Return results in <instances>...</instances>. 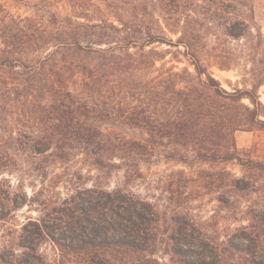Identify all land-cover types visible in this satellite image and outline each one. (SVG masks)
Segmentation results:
<instances>
[{"label": "trees", "instance_id": "16d2710c", "mask_svg": "<svg viewBox=\"0 0 264 264\" xmlns=\"http://www.w3.org/2000/svg\"><path fill=\"white\" fill-rule=\"evenodd\" d=\"M132 1L128 10L104 0H0V171L17 165L21 154L66 168L82 157L97 173L94 185H74L63 202L70 231L54 240L67 236L71 241L64 245L83 251L89 264L108 261L104 248L141 252L164 240L185 264H264L263 215L219 241L197 228L182 207L168 213L134 189L143 165L157 156L264 169L263 162L244 159L235 142L239 130L264 128L258 94L264 84L262 32L254 35L244 19L227 16L223 33L252 50L246 69L251 87L228 90L204 62L206 43L200 29L187 23L192 15L185 12L186 0ZM20 6L25 14L13 11ZM162 44L177 47L182 58L172 60L186 65L168 64L172 51L159 49ZM116 172L122 182L105 189ZM199 176L200 186L217 190L221 202L229 189L237 199L253 191L245 175L224 168ZM1 197L3 219L4 208L18 205ZM160 227L170 228L167 237L154 233Z\"/></svg>", "mask_w": 264, "mask_h": 264}, {"label": "rangeland", "instance_id": "374dc122", "mask_svg": "<svg viewBox=\"0 0 264 264\" xmlns=\"http://www.w3.org/2000/svg\"><path fill=\"white\" fill-rule=\"evenodd\" d=\"M2 1L13 3V0ZM105 1L109 5L111 3L128 10L135 7V1L132 0ZM186 3L185 12L192 15L187 23L200 29L203 35L201 43H206L202 57L213 75L228 90L245 84L251 87L246 73V69L250 68V45L246 41L227 36L223 33V28L227 16L238 17L253 27L254 35L260 30L264 41V0H186ZM13 11L22 14L27 12L23 6L15 7ZM168 36L174 41L177 38L173 33H168ZM259 40L258 36L255 37L254 43ZM263 47L264 42L261 52ZM158 48L171 49L172 53L165 58L169 61L168 64L175 63L179 68L186 65L185 62L177 61V58L172 60L173 55L182 58L177 47L162 44ZM218 62L228 67L221 68ZM258 94L264 103V84L259 87ZM245 102L248 103V100L245 99ZM261 118L264 119V116ZM235 142L244 159L264 163V128L239 130L236 132ZM81 160L82 157L77 156L71 161V168H66L62 163L52 162L47 157L21 154L17 165L0 171V181L3 183L1 198L16 199L15 203L19 206L2 210L4 218L0 219V264H89L83 251L72 250L64 245L71 241L67 236L59 242L54 240V237H62L61 234L70 231L72 223L63 214L68 211L69 205L63 202L72 193L74 185L79 184L81 190L94 185L92 176L97 173L90 171ZM223 168L237 177L245 175L254 184L253 191L237 199L229 189L221 193L224 200L221 202L217 190L200 186L199 175L203 170L214 172ZM142 172L143 177L134 189L144 197L157 199L162 204L159 209H165L168 213L173 207H182L187 218L197 228L201 226L210 237L219 241H225L237 227L253 221L252 217L264 216V169L243 168L237 161L184 163L157 156L152 163L143 165ZM67 179L72 181L69 183ZM121 182L122 173L116 172L104 188L111 190ZM1 202L9 205L7 199ZM63 204L65 207H62ZM59 207V210H65L57 213L56 209ZM57 227L60 229L56 230ZM154 233L158 237H167L170 228L160 227ZM102 252L108 259L105 264H185L184 257L175 253L171 243L166 240L158 243L154 249L150 247L141 252L122 248H104ZM234 255L236 257L237 253Z\"/></svg>", "mask_w": 264, "mask_h": 264}]
</instances>
